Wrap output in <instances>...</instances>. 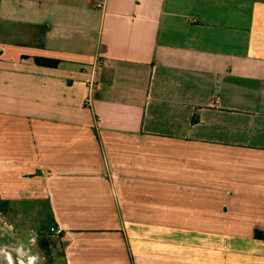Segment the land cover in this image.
<instances>
[{
    "label": "crops",
    "instance_id": "1",
    "mask_svg": "<svg viewBox=\"0 0 264 264\" xmlns=\"http://www.w3.org/2000/svg\"><path fill=\"white\" fill-rule=\"evenodd\" d=\"M0 199L62 264H264V0H0Z\"/></svg>",
    "mask_w": 264,
    "mask_h": 264
},
{
    "label": "rangeland",
    "instance_id": "2",
    "mask_svg": "<svg viewBox=\"0 0 264 264\" xmlns=\"http://www.w3.org/2000/svg\"><path fill=\"white\" fill-rule=\"evenodd\" d=\"M32 208L29 203L13 202L7 211L0 209V264H62L58 250L50 244L47 254L41 244L49 227L45 209L39 212V224L26 223ZM17 212L26 215L25 221H21Z\"/></svg>",
    "mask_w": 264,
    "mask_h": 264
},
{
    "label": "trees",
    "instance_id": "3",
    "mask_svg": "<svg viewBox=\"0 0 264 264\" xmlns=\"http://www.w3.org/2000/svg\"><path fill=\"white\" fill-rule=\"evenodd\" d=\"M37 62L39 64H42V65H47V66H51V67H56L59 63V61L57 60H47V59H44V60H37ZM195 121V120H193ZM0 203H1V210L3 211H7L8 210V207H9V203L5 200H2L0 199ZM41 244L42 246L44 247V249L46 250L47 254H50V240L46 237V239H42L41 241Z\"/></svg>",
    "mask_w": 264,
    "mask_h": 264
},
{
    "label": "built area",
    "instance_id": "4",
    "mask_svg": "<svg viewBox=\"0 0 264 264\" xmlns=\"http://www.w3.org/2000/svg\"><path fill=\"white\" fill-rule=\"evenodd\" d=\"M98 6H99V7H102L101 4H99ZM51 232H52L54 235H56V236H60L62 231H61L60 229H58L57 227H53V228H51Z\"/></svg>",
    "mask_w": 264,
    "mask_h": 264
}]
</instances>
